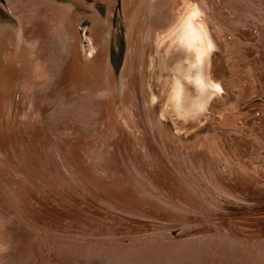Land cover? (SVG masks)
Wrapping results in <instances>:
<instances>
[{
  "label": "rangeland",
  "instance_id": "rangeland-1",
  "mask_svg": "<svg viewBox=\"0 0 264 264\" xmlns=\"http://www.w3.org/2000/svg\"><path fill=\"white\" fill-rule=\"evenodd\" d=\"M27 1L0 9V264H264V0Z\"/></svg>",
  "mask_w": 264,
  "mask_h": 264
},
{
  "label": "water",
  "instance_id": "water-1",
  "mask_svg": "<svg viewBox=\"0 0 264 264\" xmlns=\"http://www.w3.org/2000/svg\"><path fill=\"white\" fill-rule=\"evenodd\" d=\"M185 34L186 32H181V36L179 37L178 40H176L175 43H172V46L170 47L171 50L172 49H176L177 47L180 48V46H183V42L185 40ZM163 65H162V70H165L166 72L171 71L172 73V79L174 80L176 78L177 80V85H178V90H177V94H176V101H179L182 97V92H183V85L182 82L185 81L187 84V88L189 87L188 91L190 92L189 98L191 100H197L199 97V93L196 91L195 87L200 81L197 80H193L194 79V75L197 72V69L199 68V65H197L196 67H194V61L189 58L187 60V62H185V57H183L182 53L178 54L177 56H173L172 60L168 61L166 60L165 57V52L163 51ZM172 80V81H173ZM201 83V82H200ZM199 83V84H200ZM202 84V83H201ZM185 90V91H186ZM181 113L184 112V110H182L180 108L179 110Z\"/></svg>",
  "mask_w": 264,
  "mask_h": 264
},
{
  "label": "bare ground",
  "instance_id": "bare-ground-1",
  "mask_svg": "<svg viewBox=\"0 0 264 264\" xmlns=\"http://www.w3.org/2000/svg\"><path fill=\"white\" fill-rule=\"evenodd\" d=\"M7 1L10 3L11 8L13 10H16V11L20 9L19 6H21V5L25 6V0H7ZM30 4H31V2L28 4V7L30 9H33V7H31ZM159 6H160V3L157 2V3H154L153 7L151 8V11H150V17L151 18L150 19L152 22V24H151L152 26H154V25L159 26V23H160V21L158 20L159 11L157 10ZM17 15H19L21 17V14H17Z\"/></svg>",
  "mask_w": 264,
  "mask_h": 264
},
{
  "label": "flooded vegetation",
  "instance_id": "flooded-vegetation-1",
  "mask_svg": "<svg viewBox=\"0 0 264 264\" xmlns=\"http://www.w3.org/2000/svg\"><path fill=\"white\" fill-rule=\"evenodd\" d=\"M75 1H77L76 2L77 4H82V5H84V6L88 7V8H93L94 7L93 4L95 3L94 2L95 0H75ZM27 2H31V3H33V4L37 5V6L38 5H40V6H42V5L48 6V2L45 1V0H28ZM5 3H7V9L10 11L9 4H8L7 0H0V9L5 11V9H6L4 7ZM69 7H75V6L70 4Z\"/></svg>",
  "mask_w": 264,
  "mask_h": 264
}]
</instances>
